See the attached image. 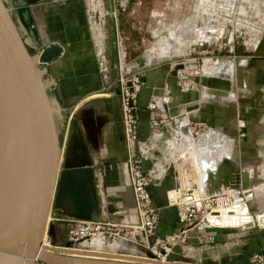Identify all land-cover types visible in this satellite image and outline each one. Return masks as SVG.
I'll list each match as a JSON object with an SVG mask.
<instances>
[{
  "label": "crops",
  "instance_id": "0c3cea01",
  "mask_svg": "<svg viewBox=\"0 0 264 264\" xmlns=\"http://www.w3.org/2000/svg\"><path fill=\"white\" fill-rule=\"evenodd\" d=\"M5 3L22 37L27 39L30 52L44 48L49 42H58L63 46L60 55L49 62H41L40 65L47 67L46 78H55L49 92L65 109V118L57 119L58 129L63 132L66 143L70 131L74 129L79 138L78 152L82 151L83 144L85 154L91 161L92 180L100 204L99 218L114 221L121 218L126 224L138 221L129 182L128 158L132 152L142 150L145 155L142 159L143 168L153 166L160 175L149 185L158 216L155 234L163 236L181 228L176 206L167 202L165 194L166 189L177 185L179 180L175 173L171 175L165 170L169 167L162 166L157 156L159 142L166 130L151 126L150 119L159 116L172 118L170 108L176 107L178 110L180 106L194 100L199 101V106L178 116L176 120L182 125L183 121L187 123L192 117L191 122L198 124L199 130H202L199 133L202 139L211 130H215L211 134L212 138L219 137L222 143L228 140L227 134L232 136L245 166H240V159L236 154L237 163L227 164L226 167L223 165L222 169L226 171L222 174L229 172L230 175L232 169L237 167L241 178L244 172L247 181H255L249 188L248 205L253 212L264 209V29L257 34L253 45L243 41V48L238 50H234L235 41L230 43L228 38L226 42L229 47L222 55L219 49L225 42L218 43L219 38L202 40L190 46L189 51L197 45L201 46L199 65L204 57L246 56L236 68L238 75L233 76L235 79L226 72L218 75L222 81L214 87L220 91L214 94H206L208 88L200 81L187 89L180 88L177 79L182 72L184 74L185 69L182 68L181 72V67H175L173 61H176V57H172L173 61L164 63L159 56L158 60L147 61L144 67L137 69L141 84L133 108L136 138L131 141L122 121L118 77L128 70V63L133 60L132 57L128 62L125 60L123 44L117 38L114 24L111 32L104 34L105 21L102 13L99 17L101 39L98 40L92 25L96 18L92 0H5ZM100 50L107 62L103 75L97 65ZM218 63L222 62L215 61L205 67ZM222 132L227 133H224L226 136L221 135ZM173 142L176 151L172 150ZM182 143L183 137L178 129H173L172 135L165 139L163 148L168 157L170 155L172 163L178 160ZM214 160L215 157L205 161L202 166L204 183L209 181L206 179L209 174L207 165H218V160ZM166 162L167 160L163 161ZM220 171L222 170L218 169L212 175L215 173L219 177ZM73 218L76 217L64 213L61 208L52 207L48 220L52 237L63 238L60 232L65 233V228ZM125 230L129 231L128 228ZM51 244L62 245L58 242ZM185 245L191 247L187 260L197 264H259L252 262L251 256L264 250V226L250 224L242 227L192 229Z\"/></svg>",
  "mask_w": 264,
  "mask_h": 264
},
{
  "label": "water",
  "instance_id": "95a60500",
  "mask_svg": "<svg viewBox=\"0 0 264 264\" xmlns=\"http://www.w3.org/2000/svg\"><path fill=\"white\" fill-rule=\"evenodd\" d=\"M27 44L5 0H0V264H197L186 260L180 244L169 252L160 248L156 253L146 247L142 254L116 255L43 243L52 207L76 218L96 220L100 204L91 161L83 144L78 152L74 129L66 148L61 147L56 118H65V109L49 94L55 78H46L47 67H40L41 62L60 55L63 46L49 42L32 53ZM131 57L128 72L145 65L143 52L132 50ZM175 67H183V62ZM195 79L209 86L221 80L218 75ZM176 109H169L171 115ZM169 173L174 174L172 165ZM239 178L235 170L202 190L219 191L221 183L235 189L255 184L246 178L241 183Z\"/></svg>",
  "mask_w": 264,
  "mask_h": 264
},
{
  "label": "rangeland",
  "instance_id": "374dc122",
  "mask_svg": "<svg viewBox=\"0 0 264 264\" xmlns=\"http://www.w3.org/2000/svg\"><path fill=\"white\" fill-rule=\"evenodd\" d=\"M92 7L95 10V14L97 10L104 8L102 11L105 21L103 25L104 34L110 33L112 30L111 27L114 24L116 29L115 33L117 34L119 42L128 47L131 44V41H134V47H136L134 51H138L139 53L146 49L147 61H153L161 56V61L164 63L173 61L172 57H176L174 58L176 59V61H173L174 65L177 62H183V67L185 69L184 75H186L187 77L185 78L183 76H180L177 79V85L180 88L183 87V85L181 84L182 82H179L180 79H184L191 84H196L197 82L195 81V76H199L200 74V66L203 64L202 62L201 65H199V55L202 54L199 53L201 46L197 45L196 48H192L191 51L188 50L190 46H194V43H199L202 40H216L217 38H219L217 40L218 43L225 42V44L221 45L219 49L220 54L222 55L227 52L226 49H228L229 47L226 42L228 38L230 43L235 41L234 50H238L240 48H243V41L246 44L253 45L257 34L264 29V0H92ZM153 11H156V13H153ZM98 17L99 16H97L95 20L93 19L92 25L94 33L98 36V40H100V23ZM152 27L154 28L152 29ZM206 27H209L212 31L217 32V35L208 39H200L198 36V32L199 30ZM122 48H124L123 45ZM125 50V60L128 62L131 59V51H129V48ZM188 52H190V54H187ZM127 53H129V55ZM150 55H153L154 57L150 58ZM241 57L246 56H239V58ZM233 58L238 57H204L203 61L207 60V62L205 63L206 65L214 63L215 60L218 59V61L222 62V64H227ZM42 66L43 65H40V67ZM196 66H199V68H196ZM209 66L211 67L213 65ZM129 68L131 67L129 66ZM196 70H199L198 74H195ZM100 72L103 75L102 71ZM49 94L51 95V92H49ZM90 101H92V99ZM192 102L197 103L199 101L194 100ZM56 119H58V117ZM190 123L189 126L191 130L196 131L194 133L195 141L200 142V139L202 141L206 140V138L202 139V136H200L201 134L199 135V133L202 131L199 130V125L194 124L191 121ZM159 128L165 129L166 132L159 142V151H157L158 161L162 162V166L164 165L169 167L170 165L174 164L170 160V155L168 157V154L163 147L165 145V139L170 137L172 135L173 129H178V126L177 124L175 125V123L172 122L171 125L161 124ZM205 129H207V127H205ZM224 133H221V135H224ZM227 136L229 138L232 137L228 134ZM63 137V132L59 130L60 144L62 149H65L66 142ZM182 144V147L186 144L184 139ZM234 144L236 145V143H233L231 144V146L230 143H224V145L222 144L223 146L214 148L215 150L207 145V155L211 154L210 156L213 157L216 156L215 154L218 155L223 151V153L227 155L234 154L235 156L239 152L237 151V148H235ZM215 151L217 152L215 153ZM204 154L202 156H204ZM164 160H167V162L163 163ZM192 168L194 173L193 176H195L196 171L199 169V167L197 170L195 165ZM165 170L167 171L168 169L165 168ZM163 173L164 172H162V174ZM200 175L201 178L205 176L203 175V171H201ZM215 175L216 174L214 173V181L218 179V177ZM202 180L204 182V178L201 179V182ZM191 181L196 182L194 180ZM211 182L212 181L209 180L205 184H209ZM196 183L198 184V182ZM64 232L65 233H63L62 231L60 232V235L63 238H53L50 234L49 223L47 226V235L45 239L46 243L51 244L52 242H58L62 245H73L74 243L70 242L67 238V228H65ZM120 233L123 235L126 234V236L129 237H131L132 235V233L127 230H122ZM132 236L137 240L140 239V235ZM150 241H153V238H150ZM111 243L113 242H106L104 248L101 249V251L103 250L102 252L112 253L109 247L111 246ZM79 246L81 245L79 244ZM82 247L87 246L83 245ZM105 247L107 249H105ZM184 248H190V246L186 245ZM117 254L132 255V252L129 249H122L118 250ZM185 255H188L187 251Z\"/></svg>",
  "mask_w": 264,
  "mask_h": 264
},
{
  "label": "built area",
  "instance_id": "2783aa9c",
  "mask_svg": "<svg viewBox=\"0 0 264 264\" xmlns=\"http://www.w3.org/2000/svg\"><path fill=\"white\" fill-rule=\"evenodd\" d=\"M97 64L99 70L104 74L107 69V62L102 50L98 51ZM118 81L121 93L122 121L128 139L133 141L136 138L134 129L136 119L133 108L141 78L136 71H126L119 75ZM153 105L152 103L151 106ZM168 118V116L152 117L150 119L151 126L158 128L161 124L171 125L172 123L169 122ZM143 153L142 150L132 152L128 158L129 182L135 200L134 207L138 215V221L126 224L111 219L73 218L67 227V238L74 243L70 247L90 249L91 246L88 242L92 238L99 237L106 243L121 234L122 230L128 228L132 235H140L139 240H145L146 247L150 250L159 253L158 250L163 248L166 252H169L174 244H180L183 249L189 231L192 229L199 230L206 227L225 226L242 227L250 224L264 226V209L253 212L249 208L248 193L251 187L248 191L241 187L238 189L227 187L224 190L207 193L200 188H196L197 184L192 183L185 188L174 185L166 189L167 202L176 206L181 228L176 232L163 236L156 235L157 208L152 202L149 185L158 176L153 166L148 169L143 168L142 159L145 156ZM236 190L240 193L239 197L235 196L234 191ZM237 219H240V221H237ZM132 235L131 237H133ZM150 238H153V241H150ZM83 245L87 247H82ZM161 258L165 259L163 256ZM251 261L264 264V250L253 253ZM37 263L44 264L43 262Z\"/></svg>",
  "mask_w": 264,
  "mask_h": 264
},
{
  "label": "bare ground",
  "instance_id": "6f19581e",
  "mask_svg": "<svg viewBox=\"0 0 264 264\" xmlns=\"http://www.w3.org/2000/svg\"><path fill=\"white\" fill-rule=\"evenodd\" d=\"M204 1V0H203ZM104 9V8H103ZM103 9L101 8V9H99V10H97V12H96V17L97 16H101V14H102V11H103ZM99 17H98V19H99ZM217 32H215V31H212L209 27H206V28H204V29H201V30H199V32H198V36H199V38L200 39H207V38H209V37H211V36H215V35H217L216 34ZM99 46V45H98ZM98 49H99V47H98ZM123 51L124 52H126L125 51V49H123ZM146 52H147V50L145 49L144 50V52H143V55L145 56V64L147 63V59H146ZM150 58H153L154 56L153 55H150L149 56ZM242 58L243 57H241V58H233V59H231L230 60V62L229 63H227V64H222V63H219V64H217V66H215V65H213V66H206L205 67V69H204V66H205V63L207 62V60H204L203 61V64L200 66V74L202 73V75L204 74V72L206 73V74H204L205 76L206 75H209V76H211V75H213V76H215V75H223V73L224 72H226L229 76H232V78H234L233 76H235V75H238L237 74V66L239 65V63H241L243 60H242ZM244 59V58H243ZM215 61H217V62H219L218 61V59H216ZM128 64H130V66H132V64L133 63H128ZM196 68H199V66H196ZM130 69V68H129ZM183 69H184V67H183ZM180 70H181V72H182V68H180ZM204 71V72H203ZM184 73H185V71H184ZM199 73V70H196L195 71V74H198ZM181 76H184V74H183V72L181 73ZM219 76V77H220ZM185 77H187L186 75H185ZM228 78V77H227ZM193 79V78H192ZM235 79V78H234ZM237 81H239V78L237 77ZM225 80V79H224ZM230 80H231V77H230ZM197 83L199 82L198 80H195ZM222 81V80H221ZM226 81V80H225ZM232 81V80H231ZM179 82H182L181 84L183 85V87H182V89H187L188 87H189V85L191 84V83H188L187 81H185L184 79H180L179 80ZM228 82V81H227ZM234 82V81H233ZM220 84V83H219ZM230 84V83H229ZM185 86H187V87H185ZM204 87H206V89L208 88V91H207V93H206V91H205V93L206 94H208V93H215V92H217L218 90L220 91V89L218 88H216V87H214V86H209V85H203ZM222 87V86H221ZM235 89V88H234ZM229 93V92H228ZM231 93V92H230ZM212 94V95H213ZM214 96V95H213ZM223 96V95H222ZM228 96V95H227ZM221 97V96H220ZM188 105V106H187ZM199 106V102H197V103H195V102H189V103H186L185 105H183V106H180L179 108H178V110L176 109V107H174L175 109H176V113H172V115H171V113H170V116L173 118V120H172V118H170L169 116V122H174V123H176L177 124V126H178V132L180 133V135L183 137V139H184V141H185V146H183L181 149H180V151L181 152H179V154H178V160H176V162L175 163H173L174 165H172V167H173V172L175 173V175L177 176V178H178V180H179V183L177 184V185H180L182 188H185V187H187V186H189V185H191L192 183H195V184H197L196 182H198V184H199V186H198V184H197V186H196V188H200V189H203V188H205L206 186H210L209 184L207 185V184H205L204 182H203V180H202V182H201V179H203V178H201V175H200V173H201V170L200 169H202V166L205 164V161H208L209 159H211V158H214L215 157V160H214V162H216L217 160V162H218V165L215 167V164H208L207 165V169L209 170L208 172H209V174H208V176L206 177V179H209L210 181H212L211 182V184H214V182H216V181H219V179H227V178H229V172H227V173H223L222 174V172H224V171H226V170H223L222 169V167H223V165L226 167V165L227 164H230V163H237V161H238V158L236 157V156H234V155H231V156H224L225 155V153H223V151L221 152V153H219L218 155L217 154H215L216 156H213V157H211L210 155L211 154H209V155H207V145L209 146V147H211L213 150H215L214 148H218L219 146H223L224 145V143H228V140H229V143H230V145L231 144H233L234 143V141H233V139H231V138H229L228 136H226L225 134V136L226 137H228L227 139L228 140H224V142L222 143V142H220L219 141V137H217V138H212V136H211V134H212V131L213 130H211L208 134H207V136H206V140H204V141H202V140H200V142H196L195 141V135H194V132L191 130V128H190V126H189V123H190V121H191V119H192V117L189 119V121L187 122V123H185L186 121H183L184 123L181 125L180 124V122L179 121H177L176 120V118L178 119V117L177 116H181V115H184V114H186V112L187 111H189V110H193V109H195V108H197ZM180 109V110H179ZM171 120V121H170ZM223 133V132H222ZM217 134V133H216ZM223 144V145H222ZM139 146V145H138ZM172 150L173 151H176V145L174 144V142H173V144H172ZM229 147V146H228ZM175 148V149H174ZM206 148V149H205ZM210 148V149H211ZM227 148V147H226ZM225 148V149H226ZM230 148V147H229ZM204 149V150H203ZM211 149V150H212ZM224 149V150H225ZM218 150V149H217ZM213 152V151H212ZM217 151H215V153H216ZM205 153V154H204ZM238 153V152H237ZM204 154V156H202ZM223 154V155H222ZM206 155V156H205ZM238 156H239V154H238ZM203 157V158H202ZM231 159V160H230ZM239 159H240V156H239ZM192 163V164H191ZM189 164H191V165H189ZM188 165V166H187ZM195 165V167H196V170L198 169V167H199V169L196 171V175L195 176H193V166ZM200 165H201V168H200ZM242 165V166H241ZM233 166V165H232ZM240 166L241 167H243V166H245V164L241 161V159H240ZM168 167V166H167ZM212 170H211V169ZM224 168V167H223ZM218 169H220V170H222V171H220V173H219V177H218V179L216 180V181H214L213 179H214V176L213 175H211V173H213V172H216ZM235 170H237V171H239L238 170V168L236 167V169L234 168V169H232V172L233 171H235ZM211 171V172H210ZM168 172H169V169H168ZM198 172V173H197ZM158 173H157V171H156V175H157ZM245 173L244 172H242V178H245V175H244ZM157 176H160L159 174L157 175ZM196 177V178H195ZM240 179H241V176H240V178H239V181H240ZM191 180H194V181H196V182H193V181H191ZM241 182V181H240ZM202 183V184H201ZM242 183V182H241ZM220 185H223L222 183L220 184ZM246 185H248V184H246ZM251 186V185H250ZM250 186L249 187H244L243 189L244 190H246V191H248L249 190V188H250ZM236 187V186H235ZM235 187H233L234 189H235ZM220 188H221V190H224V189H226L227 188V185L226 186H224V188H222V186H220ZM235 192V196H237V197H239V195H240V193L236 190V191H234ZM248 193V192H247ZM49 217H50V212H49V214H48V217H47V224H46V227H45V230H44V233H43V237H42V240H43V243H45V244H47L46 243V241H45V239H46V235H47V226H48V220H49ZM237 221H240V219H237ZM113 243H111V246H109L110 247V250H112L113 252L112 253H110V254H116V255H119V254H117V251L118 250H122V249H129L131 252H132V254L133 253H137V254H142V253H144V249L146 248V241L145 240H137L136 238H134V237H129V236H126V234L125 235H123V234H119L116 238H114L113 240H111ZM110 242V241H109ZM88 244H89V246H91V248H92V250H91V248L90 249H84V248H80V250H86V251H97V252H102L101 251V249H103L104 248V245H105V241H103L101 238H99V237H94V238H92L91 239V241L90 242H88ZM186 245H184V247H185ZM71 249H74V250H76V249H79V248H75V247H70ZM191 248V247H190ZM190 248H183V256L185 257V258H187L189 255H190ZM186 251H187V254L188 255H185V253H186ZM104 253H107V252H104ZM164 257V256H163Z\"/></svg>",
  "mask_w": 264,
  "mask_h": 264
},
{
  "label": "flooded vegetation",
  "instance_id": "af4514ba",
  "mask_svg": "<svg viewBox=\"0 0 264 264\" xmlns=\"http://www.w3.org/2000/svg\"><path fill=\"white\" fill-rule=\"evenodd\" d=\"M153 13H156V11H153ZM158 21H160V20H158ZM177 22H179V21H177ZM163 25H165V24H163ZM154 27H152V29H153ZM151 29V30H152ZM130 44V43H129ZM134 44H135V42L134 41H131V44L128 46V47H126L124 44H123V47H124V49H127V48H129V51H132V50H135V48L136 47H134ZM126 51V50H125ZM130 53V52H129ZM129 53H127L128 55H129ZM128 69H129V67H127Z\"/></svg>",
  "mask_w": 264,
  "mask_h": 264
}]
</instances>
